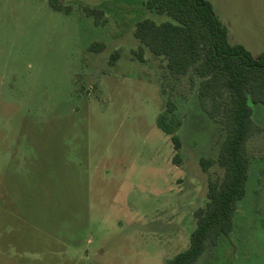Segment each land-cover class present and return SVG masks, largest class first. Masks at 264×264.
I'll return each instance as SVG.
<instances>
[{
    "label": "rangeland",
    "instance_id": "obj_1",
    "mask_svg": "<svg viewBox=\"0 0 264 264\" xmlns=\"http://www.w3.org/2000/svg\"><path fill=\"white\" fill-rule=\"evenodd\" d=\"M208 1L233 43L264 52V0ZM62 2L70 13L0 0V264H167L224 176L201 165L219 156L221 119L201 107L193 72L176 80L164 58L136 57V24L168 16L146 0ZM168 101L182 121L177 164L157 125ZM252 107L262 132L234 230L196 264H264V105Z\"/></svg>",
    "mask_w": 264,
    "mask_h": 264
},
{
    "label": "trees",
    "instance_id": "obj_2",
    "mask_svg": "<svg viewBox=\"0 0 264 264\" xmlns=\"http://www.w3.org/2000/svg\"><path fill=\"white\" fill-rule=\"evenodd\" d=\"M48 1L57 12L72 11L62 0ZM145 6L170 20L157 23L146 18L136 24L135 37L141 45L136 57L145 62L148 50L164 58L170 76L176 80L193 72L199 79L201 107L212 119H221L226 132L218 158L201 159L205 171L217 164L224 176L209 182L207 204L195 213L197 226L190 247L167 263L196 264L209 248L218 246L221 237L233 232L239 203L246 196L252 163L248 143L262 132L254 120L252 104L264 105V52L254 57L243 45L232 44L228 29L208 0H146ZM83 9L97 23L104 16L101 9ZM117 59L118 54L113 55L112 64ZM175 112L176 105L168 101V109L160 114L157 125L170 137L177 164L183 143L178 133L182 121Z\"/></svg>",
    "mask_w": 264,
    "mask_h": 264
},
{
    "label": "crops",
    "instance_id": "obj_3",
    "mask_svg": "<svg viewBox=\"0 0 264 264\" xmlns=\"http://www.w3.org/2000/svg\"><path fill=\"white\" fill-rule=\"evenodd\" d=\"M213 5V4H212ZM228 33H229V31H228ZM229 39H230V42L232 43V44H237V43H233L232 41H231V37H230V34H229ZM263 53V52H262Z\"/></svg>",
    "mask_w": 264,
    "mask_h": 264
}]
</instances>
